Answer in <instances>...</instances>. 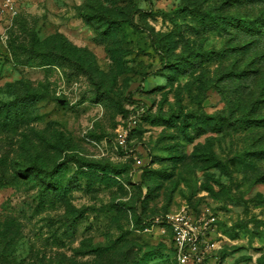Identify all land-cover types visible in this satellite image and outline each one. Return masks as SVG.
I'll use <instances>...</instances> for the list:
<instances>
[{
    "label": "rangeland",
    "instance_id": "rangeland-1",
    "mask_svg": "<svg viewBox=\"0 0 264 264\" xmlns=\"http://www.w3.org/2000/svg\"><path fill=\"white\" fill-rule=\"evenodd\" d=\"M260 18L264 0L0 12V264H181L179 213L211 264H264Z\"/></svg>",
    "mask_w": 264,
    "mask_h": 264
},
{
    "label": "built area",
    "instance_id": "built-area-1",
    "mask_svg": "<svg viewBox=\"0 0 264 264\" xmlns=\"http://www.w3.org/2000/svg\"><path fill=\"white\" fill-rule=\"evenodd\" d=\"M19 3L20 0H0V12L7 11L14 15L18 12ZM133 123H136L135 118H132L130 125ZM127 132L128 130L121 134V144L125 143ZM165 221L172 230L177 257L181 264H211L205 251L213 249L215 243H208L206 248L200 249L199 243L203 233L195 224V219L179 213L167 216Z\"/></svg>",
    "mask_w": 264,
    "mask_h": 264
},
{
    "label": "trees",
    "instance_id": "trees-1",
    "mask_svg": "<svg viewBox=\"0 0 264 264\" xmlns=\"http://www.w3.org/2000/svg\"><path fill=\"white\" fill-rule=\"evenodd\" d=\"M128 20L131 24H135L133 17H130ZM258 24H259V21H257L256 19H252V18L249 19L247 26L251 30L250 32H254V29L256 28V26H258ZM260 24L262 25V28H263L262 33H264V18H260ZM259 30H261V29H259ZM156 49H158V48L156 47ZM162 64L165 66L168 65V60L165 59V57H162ZM34 166L39 170L40 173H42V175H44L45 178H48L49 171H47L45 168H42L36 164ZM23 170H25V169H23ZM23 170L18 171L17 174H24L25 172Z\"/></svg>",
    "mask_w": 264,
    "mask_h": 264
}]
</instances>
